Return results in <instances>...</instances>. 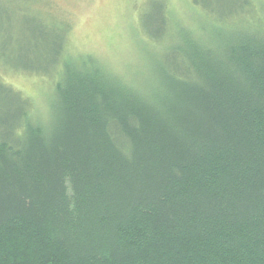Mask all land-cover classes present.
I'll return each instance as SVG.
<instances>
[{
  "label": "trees",
  "instance_id": "trees-1",
  "mask_svg": "<svg viewBox=\"0 0 264 264\" xmlns=\"http://www.w3.org/2000/svg\"><path fill=\"white\" fill-rule=\"evenodd\" d=\"M145 3L134 72L37 20L1 53L55 78L41 119L0 76V264H264V0Z\"/></svg>",
  "mask_w": 264,
  "mask_h": 264
},
{
  "label": "rangeland",
  "instance_id": "rangeland-1",
  "mask_svg": "<svg viewBox=\"0 0 264 264\" xmlns=\"http://www.w3.org/2000/svg\"><path fill=\"white\" fill-rule=\"evenodd\" d=\"M210 1V4L214 3V0ZM145 2L146 0H34L29 2V8L34 14H38L39 20H33L30 14L19 11L23 6L22 0H0V23H3L0 25V55L7 51L10 53L11 49L12 52L19 51L14 41L23 45L20 52L37 49L43 53L40 48L43 39L38 35L40 31L37 28L54 32L55 26L61 24L66 30V47L72 56L91 54L115 73L125 75L134 72L141 68L142 55L149 59L148 50L141 42V38H146L138 26V9L142 8V4L144 7ZM167 2L170 11L185 26L194 23L196 15L189 0ZM8 17L6 21L5 18ZM31 20L38 21V32L32 28L35 24ZM41 23L45 25L44 28ZM3 32L8 33L11 42L6 47ZM28 35L37 42L36 46ZM46 35L50 37L49 33ZM4 38L6 41L8 37ZM32 55H36V51ZM0 76L6 84L28 97L32 102L31 113L34 116L46 118L53 94L54 76L43 72L37 75L7 69L1 62Z\"/></svg>",
  "mask_w": 264,
  "mask_h": 264
}]
</instances>
